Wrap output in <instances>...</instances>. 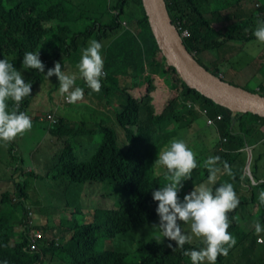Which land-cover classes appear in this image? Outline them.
Wrapping results in <instances>:
<instances>
[{
    "label": "trees",
    "instance_id": "16d2710c",
    "mask_svg": "<svg viewBox=\"0 0 264 264\" xmlns=\"http://www.w3.org/2000/svg\"><path fill=\"white\" fill-rule=\"evenodd\" d=\"M241 1L165 0L173 24L179 32L187 33L183 40L188 51L214 73L221 70L222 64L232 62L239 49L247 50L253 44L264 48V44H260L253 35L256 20L264 19V0L262 3L249 0L246 5L240 4ZM229 8L232 13H221ZM90 39L103 45L101 54L106 72L99 93L91 91L86 83L80 84L91 104L93 96L104 94L108 103L113 101L109 90L104 87L107 82L117 84L114 81L117 76H127L132 81L124 85L121 140L118 131L107 125L98 130L104 134L102 139L87 136L85 127L89 118L93 122L97 120L95 114L88 113L76 121L62 114L57 118L54 111L49 110L45 116L36 118L42 122L50 121L44 134L48 132L55 148L49 165L43 166L47 170L42 175L50 174V178L68 186L69 190L77 187L85 191L86 200L80 196L75 211L71 213L85 210L91 221L75 223L72 216L70 220L61 218L55 224L52 221L54 216L33 217L26 206L29 198L27 179L38 174L34 170L22 171V179L18 181L13 172L5 174L0 180H14L15 183L13 190L12 187L7 190L0 187V264H191L190 258L182 254V249L177 247L173 251L168 247L169 243L175 247V241L163 239L159 228L153 227L159 223V216L156 213L158 202L153 200L152 192L161 187L167 171L165 169L164 175H160L154 163L158 151L167 147L172 138L184 141L186 138L192 142L189 148L199 158L196 157L198 167L193 170L192 178L184 181L180 198L188 194L186 190L190 193L199 182L207 181L209 173L203 167V161L208 157L201 155L202 147L198 140L190 136L191 122L196 120L200 106L205 104H214L215 113L223 115L221 131L212 135L210 143L216 142L220 149L213 147V155L221 158L218 166L222 169L223 162L227 161L232 169L231 176L223 170L218 174L216 186L232 183L240 200L238 207L228 213V231L237 243L227 256H218L216 264H264V247L258 246L263 243H258L254 228L257 220L264 226V214L256 217L257 207H247L251 213L249 218L253 219L245 224L237 215L239 207L241 209L246 203L255 204L246 197L248 191L238 186L248 162L239 161L238 139L250 143L253 148L259 143L258 139L264 138V118L250 112L241 113L238 128L245 127L249 135H230L231 108L216 104L189 87L176 68L167 64L151 30L142 0H0V59L8 58L21 71L25 82L32 85L31 95L23 99L20 111L27 113L35 87L46 79L45 73L55 66L56 61L61 62L62 71L66 74L77 75L76 85L83 81L77 64ZM28 51L40 52L45 73L23 68V55ZM263 51L260 49L254 56L263 59L257 69L264 66ZM207 56L210 57L206 59ZM114 74L117 76L112 78ZM170 75L175 83L164 82ZM157 83L164 88L175 87L168 92L158 89L164 95H155L149 86ZM259 86L264 89V80ZM143 98L144 104L141 103ZM8 104L11 109L14 102L9 100ZM52 119L56 121L51 122ZM97 124L103 122L97 121ZM43 126L38 127L41 129ZM181 128H187V132L180 136ZM71 138L77 144L71 143ZM222 147L228 152H222ZM263 165L264 150H261L252 163L257 178L262 176ZM102 186L104 190H100ZM89 187L98 191L97 201L93 204H87L94 196ZM91 206L94 207L93 215L90 209L87 210ZM59 208L57 215L67 209L62 199L59 200ZM259 209L264 212V204H259ZM237 216L238 221L234 219ZM16 224L23 227L20 232H17L19 227H15ZM37 231L41 233L38 238L40 251H24L31 234ZM128 233L133 234L123 238V234ZM158 236L160 240H157ZM16 237L18 239L11 245ZM104 240L113 241L117 248H104ZM202 246L198 240L186 244L184 249Z\"/></svg>",
    "mask_w": 264,
    "mask_h": 264
},
{
    "label": "clouds",
    "instance_id": "9594fccd",
    "mask_svg": "<svg viewBox=\"0 0 264 264\" xmlns=\"http://www.w3.org/2000/svg\"><path fill=\"white\" fill-rule=\"evenodd\" d=\"M177 30L179 32V28ZM179 33L182 39L187 36L183 35V32ZM253 35L260 44H264V19L256 20ZM102 47L101 42L95 39L89 40L88 46L82 49L81 58L77 64L79 77L85 81L91 91L96 93L101 91V81L106 78L101 54ZM253 54H255L254 51ZM22 66L25 69H34L45 73V65L40 59V52H25ZM45 74L48 78L53 75L58 77L59 92L65 96L69 103L75 104L83 99L84 89L76 86L77 75L66 74L62 71L60 61H56L55 66L49 68ZM215 74L223 78V75L218 72ZM249 83L250 81L247 84ZM241 87L264 97V89L260 87ZM31 92V82H25L21 71L17 70L8 58L0 59V141L11 142L18 135L31 130V117L26 112L20 111V104L25 97L31 95ZM9 100L14 102L11 109L8 104ZM231 112L232 122L234 117L244 113L232 109ZM204 113L210 118L217 119L220 116L216 113L211 115L209 110H205ZM216 124L217 122L210 127L218 128ZM222 124L223 116H220V131ZM10 149L14 150V147L12 146ZM261 150H264V144L261 143H257L252 148L251 158L248 159L251 172L253 160ZM220 161L219 156H211L203 161V167L209 173L207 181L195 185L190 193L184 195L183 199L179 196V192L183 188V181L192 178L193 170L198 167L192 149L184 140L174 138L163 151H158V158L154 163L164 166L167 171L165 182L152 192L153 200L158 202L156 213L159 216V223L154 224L153 227L159 228L163 239L168 238L169 241H175V247L172 243H169L168 247L173 251L177 247L182 249V254L190 258L191 264H216L218 256H227L229 250L237 243L236 238L228 231L230 227L228 213L238 207L240 200L232 183L225 182L216 186L218 174L222 170L227 175H232V169L228 162L224 161L221 169L218 166ZM259 202L264 204V191L259 194ZM234 219L238 221L239 218L237 216ZM182 224L189 225V228L185 230L181 227ZM254 228L258 243H263L264 238H261V234L264 233V226L257 220L254 222ZM194 238L199 239L203 246L184 249L186 244L193 243ZM157 240H160V236L157 237Z\"/></svg>",
    "mask_w": 264,
    "mask_h": 264
},
{
    "label": "rangeland",
    "instance_id": "374dc122",
    "mask_svg": "<svg viewBox=\"0 0 264 264\" xmlns=\"http://www.w3.org/2000/svg\"><path fill=\"white\" fill-rule=\"evenodd\" d=\"M81 1V0H79ZM259 3H262L263 0H257ZM249 2V0H242L240 4L246 5ZM83 7V6H81ZM223 15H228L229 13H232V9L229 8L226 11H221ZM126 21V25L128 24V21ZM91 40V39H90ZM236 45H239L238 43ZM88 46V44H87ZM262 48L261 46L257 44L251 45L247 50L239 49L234 54V60L229 63L222 64L220 67V71L218 74L223 75V78L228 81H233V84L240 85L243 87H257L259 88V83L264 80V66L261 69H257L259 64L263 62L262 58H255V54ZM253 51L255 54H253ZM264 53V51H263ZM252 55V57H249L248 55ZM210 56H207L206 59H208ZM205 59V60H206ZM245 60H248L249 62H244ZM251 61V62H250ZM249 65V66H248ZM248 66V67H247ZM247 68V69H246ZM243 69H246L243 73L241 71ZM65 72V71H64ZM66 73V72H65ZM117 75L114 74L112 78L116 77ZM180 76V75H179ZM181 77V76H180ZM111 78V79H112ZM182 78V77H181ZM79 80V79H78ZM183 80V79H182ZM126 81L128 82L127 76H117V81L115 83H109L107 82L105 85V89L109 90V93L111 97L113 98V101L111 103H108L104 97H106V94L103 96L95 97L93 96V104L92 106L85 111L80 101H78L75 104L69 103L63 98V95L59 92V82L58 77L53 75L51 77H46V79L38 84L34 89V97L33 100L29 106V109L27 111V114L32 119V128L31 130L18 135L14 140L7 143H1L0 145V177L9 174L11 172L14 173V178L16 181L22 179V171L27 172L29 170H34L38 176H30L27 179V191L29 194V198L26 200V206L29 207L28 209L33 213V217L35 216H44V217H53V222L55 224L59 223V220L61 218L65 220H70L73 217V221L75 223H86L88 221H91L90 214L87 211H81L77 213H71V211H75L76 204L80 200V196H82L83 200H86L85 191L79 190V188L74 187L73 189L69 190L66 186H64L61 182L55 180L54 178H50L49 175L43 176L42 173H46L47 168L43 167L44 165H49L50 162V155L55 149L53 147V139L49 136L48 132L44 134V130L46 125L50 123L49 120H44V122L40 121V119L36 118L38 115H46V112L49 110L54 111L55 116L58 118V115L62 114L63 116H69L71 117V120L79 121L83 118H85L86 114H95L94 118L97 119L93 122L91 118H89V123L85 127L86 131L85 134L87 136H94L96 138L102 139V133H98V130L104 126H109L115 130L118 131L121 136L123 135V128L121 127V115L124 111V107L122 105V102L124 101V91L126 84ZM184 81V80H183ZM248 81H250L249 84ZM164 82L169 83H175L172 80L171 75L165 78ZM185 82V81H184ZM80 84H85V81L81 80L78 81ZM132 83V81H130ZM57 84L56 88L55 85ZM178 84V83H177ZM179 85V84H178ZM175 86H167V87H161L157 84H151L149 86L150 91L152 94L155 95H164V93H161L158 89L164 90V92H168V90L173 89ZM143 89V88H142ZM142 90L139 91V93ZM100 100H102V103H100ZM141 103H145V98L142 99ZM201 111L199 113V116L196 118L195 121L191 122L190 126V136L198 140L200 146L202 147L201 155L205 157H211L213 155V147H217V143L213 142L210 143L211 137L214 133L220 131V125L219 121L220 118L215 117H208L204 112L205 110H209L210 114L213 115L215 113V105L214 104H205L204 106H200ZM216 115L223 116L222 113L218 112ZM242 119V114L236 116L233 118V122L230 126L231 132L229 133L232 136H239L241 134L246 133L249 135V131L244 128H238V122H240ZM97 121H102L103 124H97ZM215 122H217L218 128H212L210 126L214 125ZM44 125L41 129H39L38 126ZM91 129L92 131H87ZM185 129V130H184ZM179 135L186 134L187 128H181ZM177 132V130H176ZM204 136V137H203ZM174 139V138H172ZM71 143L74 145L77 144V141L73 138L70 139ZM239 147L237 150V153L240 154L239 161L240 162H246L249 158H251L252 154V148L250 143H243L239 139ZM259 143H264V138L258 139ZM185 143L188 145H191L192 142L187 140L185 138ZM14 147V150H12L10 147ZM166 148V147H165ZM164 148V149H165ZM163 149V150H164ZM219 149V148H218ZM162 150V151H163ZM220 150V149H219ZM222 152L227 153L228 151L225 148H221ZM198 157V156H196ZM199 158V157H198ZM244 159V160H243ZM249 163L247 162L245 165V168L243 170V176L240 178L238 186L241 189H244L245 191H248L246 193V197H250L251 201H253L255 204H253V207H257V214L258 215L264 214L259 209V194L264 191V165L261 169L262 176L260 178H257L254 176L256 172L254 171V168H252L253 173L249 169ZM157 172L160 175H164L165 167L162 165H157ZM259 174V173H258ZM163 182H165L164 179H162ZM15 181H8V182H0V187L2 189H9L10 187L14 186ZM200 183V182H199ZM198 183V184H199ZM197 184V185H198ZM184 185V181H183ZM91 191L93 192L94 196L91 197L88 200L87 204H93L97 201L96 193L97 190L89 187ZM194 188V187H193ZM13 190V187H12ZM100 190H104V187L102 186ZM252 190V191H251ZM186 192L189 193L188 190ZM64 204L65 207H67L66 211H64L63 214H56V212L61 208H59V200ZM71 203L72 206L69 204ZM86 204V205H87ZM92 211V215L94 214V207H87V210ZM237 215L240 217L241 223H249L252 221L253 218H249L251 216V213H248L247 206H243L241 209L239 207V211L237 212ZM250 226V225H249ZM17 232H20L23 227H20L18 224L15 225ZM21 228V229H20ZM189 228V225L185 226V230ZM131 234H123V238H127L128 236L131 237ZM262 238H264V233L261 234ZM18 239V237L14 238V241L11 242V245L15 243V240ZM199 239L194 238L193 242L198 241ZM259 247H264L263 244H258ZM104 248H117L114 245L113 241L104 240ZM58 264V263H57Z\"/></svg>",
    "mask_w": 264,
    "mask_h": 264
},
{
    "label": "water",
    "instance_id": "95a60500",
    "mask_svg": "<svg viewBox=\"0 0 264 264\" xmlns=\"http://www.w3.org/2000/svg\"><path fill=\"white\" fill-rule=\"evenodd\" d=\"M151 30L167 64L185 83L215 103L264 117V97L224 80L202 66L184 44L173 24L165 0H142Z\"/></svg>",
    "mask_w": 264,
    "mask_h": 264
},
{
    "label": "built area",
    "instance_id": "2783aa9c",
    "mask_svg": "<svg viewBox=\"0 0 264 264\" xmlns=\"http://www.w3.org/2000/svg\"><path fill=\"white\" fill-rule=\"evenodd\" d=\"M183 35H187V33L183 32ZM218 118H220V116H218ZM55 121L56 119L51 120V122H55ZM40 237H41V233L38 231L35 234H31L29 242L26 246H24L23 250L26 252H31V253L38 252L40 250V244H39L38 238Z\"/></svg>",
    "mask_w": 264,
    "mask_h": 264
},
{
    "label": "crops",
    "instance_id": "0c3cea01",
    "mask_svg": "<svg viewBox=\"0 0 264 264\" xmlns=\"http://www.w3.org/2000/svg\"><path fill=\"white\" fill-rule=\"evenodd\" d=\"M114 81H117V77L114 78ZM130 81H131V78L128 77V82L126 81V84H125V85L131 84ZM76 86H79V87L82 88V86L79 85V83H78ZM80 104H81L82 108H83L85 111H87V109L89 108V106H90V107L92 106V104H91V102H90V100H89V97L87 96L86 93H84V97H83V99L80 101ZM0 182H5V181L0 180ZM246 204H249V205H247V207H249V208H252V207H253V204H252V203H251V204H250V203H246ZM246 204H245V205H246Z\"/></svg>",
    "mask_w": 264,
    "mask_h": 264
}]
</instances>
